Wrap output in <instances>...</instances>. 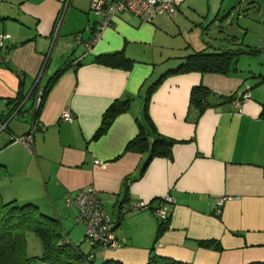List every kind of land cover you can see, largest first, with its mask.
<instances>
[{"label": "crops", "instance_id": "obj_1", "mask_svg": "<svg viewBox=\"0 0 264 264\" xmlns=\"http://www.w3.org/2000/svg\"><path fill=\"white\" fill-rule=\"evenodd\" d=\"M184 2L177 6L173 22ZM65 11L59 35L67 38L85 27L78 34L83 44L90 41L98 21L92 19L90 0H0V33L5 36L1 54L7 58L0 64V123L23 96L16 111L23 110L21 115L10 117L0 132L2 200L46 208L62 224L61 215L74 222L78 215L66 199L93 187L100 192L118 241L116 248L98 247L95 263L146 264L160 221L152 210L121 216L120 205L142 201L155 209L170 196L175 204L170 207L169 229L157 244L160 257L183 264H264V13L258 7L255 15L263 24L248 18L240 27L242 40L233 38L239 48L232 50L242 54L236 74L174 75L152 92L148 105L154 126L161 135L183 143L176 144L168 157L154 158L142 172L147 155L124 154L125 147L145 123L148 88L195 51L190 36L187 48L178 45L159 63L134 62L130 69L95 64L94 57L102 54L124 51L132 57L131 46L154 44L157 29L162 28L157 21L150 23L153 27L143 21L138 26L134 15L121 13L89 53L84 45L74 52L69 41L49 57ZM67 48L73 50L66 52ZM250 50L255 53L244 54ZM71 60L73 67L52 84L41 102L30 151L13 138L32 130L39 92ZM79 61L82 65L76 66ZM200 84L211 92V107L203 114L191 105V91ZM245 91L251 99L240 110L225 103V98ZM124 101L130 102L129 109L94 139L104 113ZM65 110L72 114L71 122L60 120ZM24 113L31 122L19 126ZM62 228L66 232L63 224Z\"/></svg>", "mask_w": 264, "mask_h": 264}, {"label": "trees", "instance_id": "obj_2", "mask_svg": "<svg viewBox=\"0 0 264 264\" xmlns=\"http://www.w3.org/2000/svg\"><path fill=\"white\" fill-rule=\"evenodd\" d=\"M209 50L210 48L207 47L201 51H192L188 56L182 58V63L179 66L167 70L148 88L143 109L145 123L142 122L139 124L138 135L126 145L124 150V154L134 153L142 156L147 155V161L142 168V172L145 171L148 164L154 158L168 157L176 144L183 143L161 135L150 118L148 104L150 96L156 87L162 84V82L168 77L179 74L200 73L202 75L220 74L223 76H231L238 72L237 61L238 57L242 55L240 51L214 49L213 52H210ZM254 53V50H250L249 52L246 51L244 54L249 55ZM93 61L98 65L122 69H130L134 64V61L129 59L124 51L98 55L94 57ZM80 62L81 61H79L76 66H81L82 64ZM73 63L72 60L67 61L62 68L56 71L55 75L51 78L49 85L45 86L43 89L44 92L41 98L42 105L52 84L71 69ZM37 90L35 89L30 97L34 100L33 103L36 100ZM20 96V101L13 107L7 118H4V123H0V125H5L7 120L14 115H21L20 113L23 110L16 112L17 108L21 107L23 100V96ZM240 96L236 97L234 94L225 98V103L230 106L233 100H241ZM210 97L211 92L205 86L200 84L199 86L194 87L191 91V105L199 111V114H203L206 109L211 107V104L209 103ZM129 104V101H124L116 102L110 106L103 115L101 126L96 131L94 139L100 138L116 117L129 109ZM40 109L32 114L33 123L37 124V128L39 127L38 117ZM261 117L264 119V106L261 112ZM124 204L127 203L122 202L121 206ZM152 210H154V208H152ZM169 220L164 222L160 221L156 239L150 248L149 258L146 264H183L182 262L173 259L160 257L156 252L158 242L163 234L169 229ZM112 229L114 231L113 226ZM28 233L33 234L40 242L42 247V254L40 257L28 258L26 256ZM86 238L85 226V237L83 241L79 245L74 246L68 235L64 232L62 224L57 217L54 216L53 218H50L43 215L40 208L33 203L19 204L17 201L5 203L0 195V264H29L37 259L43 264H96L94 259L96 249L98 247H108L101 244L96 245L87 242ZM82 244L87 245L90 248L89 251L84 252L81 250ZM102 264L123 263L120 261L109 260L102 262Z\"/></svg>", "mask_w": 264, "mask_h": 264}, {"label": "rangeland", "instance_id": "obj_3", "mask_svg": "<svg viewBox=\"0 0 264 264\" xmlns=\"http://www.w3.org/2000/svg\"><path fill=\"white\" fill-rule=\"evenodd\" d=\"M242 0H185V2L179 8V17L176 20L170 19L168 15L164 13L157 14L154 19V25H157L156 21L162 28H158L157 37L155 38L154 44L152 43L149 46L135 47L131 46L132 57L127 56L129 59L133 60L136 63H146L149 62L152 64L159 63L162 61V57H168L169 54L176 52L178 45H181L183 48H187L188 36H190V45L195 51H201L206 49V44H210L213 48H210V52H213L214 49L217 50H232L239 48V45L235 46L233 44V38H239L242 40V30L240 27H244L248 24L249 19L254 23H262L261 17L255 15L258 12V7L260 11L264 13V0H249L248 3L242 4ZM254 3V4H253ZM219 12V13H218ZM218 13V14H217ZM210 14V15H209ZM209 15V16H208ZM92 17V16H91ZM139 21V25H142V20L134 16ZM93 20H98L96 17H92ZM188 20L190 21L188 23ZM65 21V19H64ZM142 22V23H141ZM150 27H153L150 23H144ZM253 25V23H251ZM180 26L183 34H180L177 27ZM156 28V27H155ZM83 27L80 32L83 31ZM61 30V29H60ZM62 31V30H61ZM79 31L73 32L71 36L67 34L66 38L62 32H60L58 43L55 47H51V52L49 57L52 56L54 49H60L61 45L66 43L74 44V39L79 36ZM189 31L191 32L189 35ZM86 31L85 34H87ZM77 36H74L76 35ZM93 37V36H92ZM91 37V38H92ZM241 37V38H240ZM88 37H86L87 39ZM91 38L87 39L90 40ZM64 43V44H62ZM81 46V45H80ZM80 46L78 48H80ZM74 48V47H73ZM73 48H67L73 50ZM78 48H74V52ZM72 52V51H71ZM72 53L69 54L71 56ZM175 57V56H172ZM181 57V56H179ZM163 58V59H164ZM174 58H171L173 60ZM55 59V64H56ZM47 66V64H46ZM63 67V66H62ZM55 70V69H54ZM50 77L46 79L48 81ZM46 84V83H45ZM150 84L148 85V87ZM147 87V88H148ZM27 111V109H25ZM19 119V118H17ZM20 123L17 121L19 126H25L27 121L30 123V119L26 118L24 113L20 116ZM10 200L4 201L5 203ZM13 201V200H11ZM19 204H26L25 202L20 201ZM42 207V206H41ZM41 213L47 217L53 218L54 214L49 212L46 208H40ZM60 216V215H59ZM56 217V216H55ZM63 221L62 224L66 229L65 233L69 234V239L74 246L79 245L85 237V225L82 223H77L76 221H71V219H66L65 216H60ZM68 223V227L66 224ZM89 247L85 244L81 245V250L84 252L89 251ZM42 254V247L38 239L31 233L27 234V247H26V256L28 258L40 257ZM29 264H43L40 260H34ZM102 264V263H100Z\"/></svg>", "mask_w": 264, "mask_h": 264}, {"label": "built area", "instance_id": "obj_4", "mask_svg": "<svg viewBox=\"0 0 264 264\" xmlns=\"http://www.w3.org/2000/svg\"><path fill=\"white\" fill-rule=\"evenodd\" d=\"M182 1L183 0H90V12L98 18L96 32L90 41L83 44L82 40H80L79 43L81 46L84 45L87 54L101 39L103 32L112 26V23L118 14L129 13L147 23H151L154 17L159 13H164L171 19L175 16L177 6H179ZM245 1L246 0H243V2ZM66 12L67 11L64 12L60 19L58 29H56L55 39L59 35ZM4 38L5 36L0 33V64L7 62V58L1 54ZM43 92V89L39 92V99L32 110V114L39 110ZM240 97L241 100L236 99L231 102L230 106L232 110H240L243 104L251 99L249 92L243 93ZM60 119L64 122H71L73 116L68 110H65L61 114ZM36 128L37 124H33L32 130L28 134L20 138L14 137L13 140L15 142L23 143L26 148L31 151L33 145V133L36 131ZM5 129V125H0V132ZM95 163L101 164L98 160ZM100 197V192L97 189L93 187H85L77 191L74 195L69 196L66 199V203L69 207L73 206L77 209L78 215L76 222L82 223L86 226L87 242L96 245L101 244L108 248H116L118 246V241L116 240L115 232L112 229L111 219L108 217ZM174 204L175 200L168 196L159 201L154 210H152V204H147L142 201H135L122 206L120 205L119 209L121 216H125L130 212L152 210L159 221L164 222L170 219V207Z\"/></svg>", "mask_w": 264, "mask_h": 264}, {"label": "water", "instance_id": "obj_5", "mask_svg": "<svg viewBox=\"0 0 264 264\" xmlns=\"http://www.w3.org/2000/svg\"><path fill=\"white\" fill-rule=\"evenodd\" d=\"M80 40H82L81 36H77V38L74 39V44L73 45L76 48H78L80 46V43H79ZM45 68H46V66H45Z\"/></svg>", "mask_w": 264, "mask_h": 264}]
</instances>
